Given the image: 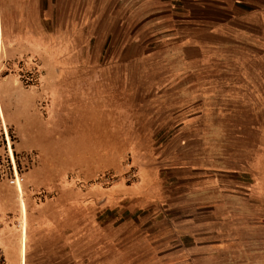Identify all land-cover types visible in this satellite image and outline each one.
<instances>
[{"label":"rangeland","instance_id":"374dc122","mask_svg":"<svg viewBox=\"0 0 264 264\" xmlns=\"http://www.w3.org/2000/svg\"><path fill=\"white\" fill-rule=\"evenodd\" d=\"M204 1L231 35H175L180 0H0V264L23 237L25 264H264V12ZM187 66L232 79L227 115L162 91Z\"/></svg>","mask_w":264,"mask_h":264},{"label":"crops","instance_id":"0c3cea01","mask_svg":"<svg viewBox=\"0 0 264 264\" xmlns=\"http://www.w3.org/2000/svg\"><path fill=\"white\" fill-rule=\"evenodd\" d=\"M183 4V7L186 8L189 12L187 16H184V20H177L178 28H176L175 35H183L187 34L190 36H195L196 33L195 30L203 29V34L213 35L215 33L221 32L222 34L227 35L230 34V29L228 26L221 28H215L212 26L211 17L209 15V6L214 3V1H202V0H180ZM218 7L220 9V12L223 13L224 18L226 21H233L236 19L241 18L243 16L244 11L243 8L245 5H250L249 3H253L251 1L247 0H218ZM264 0L260 1V5L254 7V11H260L264 12ZM199 12L200 15H203L205 19H199L195 20L194 15ZM253 12V10L251 11ZM223 17V16H222ZM228 24V22L226 23ZM180 29V30H179ZM220 34V33H219ZM231 35V34H230ZM179 46V45H178ZM181 46V45H180ZM185 46V45H184ZM185 48V47H184ZM192 50H200V47L192 46L190 47ZM197 63V62H196ZM187 70V71H186ZM190 67L187 66L185 71H181L176 75L169 76L165 79V82L162 83L165 86L162 88V91L164 90L166 94H170L171 96H180L183 98L192 97L194 95V98L192 99H203V101L197 102L196 104H183L180 108H182L181 111L183 115H189V111H191L190 108L194 107V110L197 112L198 115L204 114L205 108H206V101L210 100H219L222 101L220 104H218L216 111L217 115H227L226 108L229 106L226 104V102L236 100L240 98L242 95V92L236 91L235 84L233 83L231 78H220L218 80L212 79V78H204L202 81L198 77L191 76L189 71ZM234 85V86H232ZM178 108V109H180ZM189 109V111H187ZM191 111V112H195ZM226 123H220V124H213L215 125L216 129L218 131H227V130H237L241 132H249V131H257L259 129L258 127V120L252 119L250 123L248 121L246 122H240L238 123V126L234 127H226L227 125H224ZM234 127V128H233ZM227 157L224 155L221 157L220 161H218L219 166L223 163H225ZM205 173L206 175L211 176L210 181L216 182L215 183H209L211 187L221 189V181L226 179V173L228 171L227 167H214L213 170H209ZM233 172H236L235 170H232ZM205 175V176H206ZM222 178V179H221ZM224 191H222L223 193ZM25 238L23 237L21 239V262L20 264H25Z\"/></svg>","mask_w":264,"mask_h":264}]
</instances>
